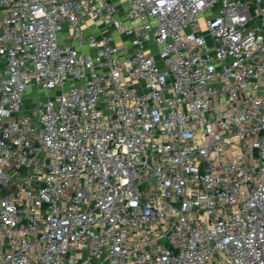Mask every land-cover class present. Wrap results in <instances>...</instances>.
<instances>
[{
    "label": "built area",
    "instance_id": "2783aa9c",
    "mask_svg": "<svg viewBox=\"0 0 264 264\" xmlns=\"http://www.w3.org/2000/svg\"><path fill=\"white\" fill-rule=\"evenodd\" d=\"M118 1L0 0V264H264V0Z\"/></svg>",
    "mask_w": 264,
    "mask_h": 264
},
{
    "label": "rangeland",
    "instance_id": "374dc122",
    "mask_svg": "<svg viewBox=\"0 0 264 264\" xmlns=\"http://www.w3.org/2000/svg\"><path fill=\"white\" fill-rule=\"evenodd\" d=\"M116 3H118V2H120V1H118V0H114ZM1 69L3 68V66L2 67H0ZM42 94V92H39V94L37 95V93H34V95L36 96H39V95H41Z\"/></svg>",
    "mask_w": 264,
    "mask_h": 264
}]
</instances>
